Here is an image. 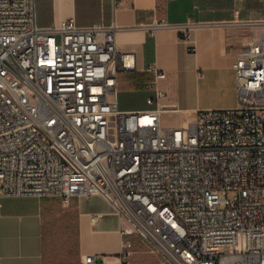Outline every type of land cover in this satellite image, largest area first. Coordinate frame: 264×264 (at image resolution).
Segmentation results:
<instances>
[{
  "label": "built area",
  "instance_id": "obj_1",
  "mask_svg": "<svg viewBox=\"0 0 264 264\" xmlns=\"http://www.w3.org/2000/svg\"><path fill=\"white\" fill-rule=\"evenodd\" d=\"M116 29L39 27L34 0H0V198L101 195L123 223L120 264L132 235L163 264H264V42L236 56V107L165 127L155 63L149 107L117 109V74L134 61Z\"/></svg>",
  "mask_w": 264,
  "mask_h": 264
},
{
  "label": "crops",
  "instance_id": "obj_2",
  "mask_svg": "<svg viewBox=\"0 0 264 264\" xmlns=\"http://www.w3.org/2000/svg\"><path fill=\"white\" fill-rule=\"evenodd\" d=\"M34 7L39 27L67 18L79 26L117 27L116 49L134 61L117 74L119 111L149 107L144 84L151 63L166 74L158 82L169 110L163 116L236 107V56L264 42V0H34ZM160 19L168 26L150 30ZM184 25H191L187 35L178 28ZM163 116L165 127L185 122L166 125ZM122 224L101 195L74 196L66 204L56 197H1L0 264H82L85 255L120 264ZM130 238V264H163L136 235Z\"/></svg>",
  "mask_w": 264,
  "mask_h": 264
},
{
  "label": "rangeland",
  "instance_id": "obj_3",
  "mask_svg": "<svg viewBox=\"0 0 264 264\" xmlns=\"http://www.w3.org/2000/svg\"><path fill=\"white\" fill-rule=\"evenodd\" d=\"M163 117L166 118L164 120V123L166 125H178L180 120H183V121H186V122L193 121L194 118H195V115L188 114V115H185L183 118L181 116H163Z\"/></svg>",
  "mask_w": 264,
  "mask_h": 264
}]
</instances>
